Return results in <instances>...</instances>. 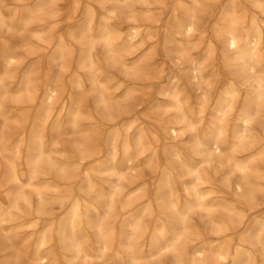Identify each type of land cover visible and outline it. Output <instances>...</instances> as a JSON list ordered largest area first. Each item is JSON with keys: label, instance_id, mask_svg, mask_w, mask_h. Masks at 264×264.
<instances>
[{"label": "clouds", "instance_id": "9594fccd", "mask_svg": "<svg viewBox=\"0 0 264 264\" xmlns=\"http://www.w3.org/2000/svg\"><path fill=\"white\" fill-rule=\"evenodd\" d=\"M0 264H264V0H0Z\"/></svg>", "mask_w": 264, "mask_h": 264}]
</instances>
